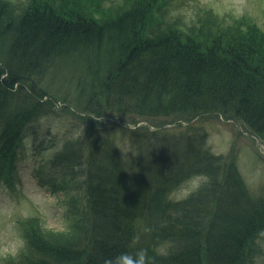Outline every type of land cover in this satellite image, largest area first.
Returning a JSON list of instances; mask_svg holds the SVG:
<instances>
[{
  "label": "trees",
  "instance_id": "1",
  "mask_svg": "<svg viewBox=\"0 0 264 264\" xmlns=\"http://www.w3.org/2000/svg\"><path fill=\"white\" fill-rule=\"evenodd\" d=\"M103 1L0 0V185L19 179L30 134L39 151L55 148L50 166L63 179L54 188H83L65 199L64 230L21 220L24 244L0 264H119L138 249L151 264H253L264 185L251 194L233 154L211 153L196 133L131 132L134 157L124 162L90 124L105 113L160 124L212 117L241 122L264 143V34L245 20L154 19L164 0ZM51 101L78 116L83 134L40 140L31 127L54 114ZM195 176L207 178L198 191L169 199ZM161 244L166 256L155 252Z\"/></svg>",
  "mask_w": 264,
  "mask_h": 264
},
{
  "label": "rangeland",
  "instance_id": "2",
  "mask_svg": "<svg viewBox=\"0 0 264 264\" xmlns=\"http://www.w3.org/2000/svg\"><path fill=\"white\" fill-rule=\"evenodd\" d=\"M121 2L122 0H104L103 4L108 6L110 3ZM163 3L165 5H161ZM163 3L159 1L160 11L155 10L154 19L163 17L169 22L175 20L174 22L182 21L181 24L190 25L197 15H201L225 26L238 22L244 24L245 20L247 23H254L264 34V0H164ZM47 100L48 97L45 96L43 101ZM51 102L50 109L54 114L37 117L31 127L37 131L40 140L46 131H51L53 136L64 137L83 130L78 116L71 109L63 110L58 102ZM94 121L90 126L102 131L104 138L112 142L124 162L134 157L131 132L154 131L160 135L185 132L189 137L196 133L197 137H205L204 146L211 153L228 160L233 154L239 176L251 194H259L264 185V143L241 122L197 117L189 123L171 122L172 120L167 118L160 124V121H145L113 113H105ZM54 151L55 148L39 151L36 149L34 137L28 134L17 165L19 179L15 180L12 189L5 184L0 185V258L12 256L23 246L19 224L21 220L38 217L41 224L48 229H65V215L69 209L65 199L77 198L83 188H77L75 183H71L67 195L63 194V190L54 188L58 187V183L63 179L62 172L50 166ZM203 181L202 176L187 179L172 190L169 199L180 201L187 198L186 192L192 185ZM260 248L253 264H264V236L260 241Z\"/></svg>",
  "mask_w": 264,
  "mask_h": 264
},
{
  "label": "clouds",
  "instance_id": "3",
  "mask_svg": "<svg viewBox=\"0 0 264 264\" xmlns=\"http://www.w3.org/2000/svg\"><path fill=\"white\" fill-rule=\"evenodd\" d=\"M83 134V130H82ZM207 178H204L203 182H206ZM203 182H197L192 185L191 189L186 192V196H190L202 186ZM150 229H145V232H149ZM157 255L166 256L168 254V245L161 244L155 249ZM152 258L148 255L147 250L138 249L133 255L123 254L119 257V264H151Z\"/></svg>",
  "mask_w": 264,
  "mask_h": 264
}]
</instances>
